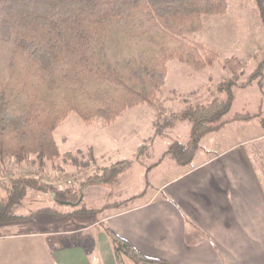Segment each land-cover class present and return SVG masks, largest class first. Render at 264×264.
Wrapping results in <instances>:
<instances>
[{
  "label": "trees",
  "instance_id": "1",
  "mask_svg": "<svg viewBox=\"0 0 264 264\" xmlns=\"http://www.w3.org/2000/svg\"><path fill=\"white\" fill-rule=\"evenodd\" d=\"M256 3L264 25V0ZM230 5L231 0H0V172L14 161L62 157L56 130L71 114L86 125L99 121L111 125L137 106H158L169 62L202 71L220 60L216 50L191 36L203 30L205 18L226 15ZM223 65L228 77L218 84L210 102L158 113L167 125L191 123L189 140L175 141L164 153L181 166L193 161L205 135L231 119L250 117L226 118L234 87L256 81L264 89V59L244 83L240 81L245 65L238 57L224 59ZM125 164L106 167L94 182H111ZM29 190L50 194L63 205L82 203L77 191L60 189L39 177L12 176L0 193V224L36 213L86 217L102 211L81 206L68 213L51 207L20 213L18 207ZM135 198L110 207L132 208ZM102 227L111 239L117 264L128 260L171 264L137 250L109 225Z\"/></svg>",
  "mask_w": 264,
  "mask_h": 264
},
{
  "label": "crops",
  "instance_id": "2",
  "mask_svg": "<svg viewBox=\"0 0 264 264\" xmlns=\"http://www.w3.org/2000/svg\"><path fill=\"white\" fill-rule=\"evenodd\" d=\"M238 88L257 101L255 117L238 111L250 117L205 135L146 202L105 220L137 250L171 264H264V89ZM42 214L0 224V264H117L100 222L64 231L38 218L32 228Z\"/></svg>",
  "mask_w": 264,
  "mask_h": 264
},
{
  "label": "rangeland",
  "instance_id": "3",
  "mask_svg": "<svg viewBox=\"0 0 264 264\" xmlns=\"http://www.w3.org/2000/svg\"><path fill=\"white\" fill-rule=\"evenodd\" d=\"M191 38L216 50L220 60L202 71H194L178 61L169 62L167 85L158 106H137L111 125L103 121L86 125L78 115L71 114L56 130L62 157L56 161H14L0 172L1 194L12 176L39 177L60 189L77 191L82 198L78 206L63 205L50 194L29 190L24 204L18 207L20 213L26 214L41 207H51L63 213L81 206L102 210L86 217L42 214L31 223L32 228L39 225L38 218H42V222L47 218L48 229L64 231L94 223L98 227L99 222L106 224L110 215L120 211L110 207L112 204L132 197L137 199L129 207L142 204L158 191L164 179L179 172V164L164 153L175 141L186 143L189 140L191 123L183 120L167 125L158 113L177 112L188 105L210 102L218 84L228 77V70L223 65V60L228 57L236 56L245 65L240 82L250 79L264 59V25L256 0H231L226 15L205 18L203 30ZM261 79L264 82V76ZM233 92L234 103L226 118L236 116L238 111H249L252 118L255 117L257 101L250 91L234 87ZM120 161H126V164L111 182H94L106 167Z\"/></svg>",
  "mask_w": 264,
  "mask_h": 264
}]
</instances>
